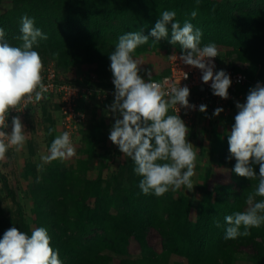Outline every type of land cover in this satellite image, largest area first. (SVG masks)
<instances>
[{
  "label": "rangeland",
  "instance_id": "374dc122",
  "mask_svg": "<svg viewBox=\"0 0 264 264\" xmlns=\"http://www.w3.org/2000/svg\"><path fill=\"white\" fill-rule=\"evenodd\" d=\"M35 1V6L29 7L28 3L23 1L18 5L14 0H0V23L6 22L1 27L6 32L7 41L12 46H20L22 42L16 37L21 35L19 30L21 17L28 15L34 18L35 26L48 37L47 40H40L38 46H34V50L39 52L43 63L53 62L55 66L57 64L60 73L64 72L63 75L71 76L73 79L82 73L96 74V71L101 70V66L96 63L97 57L93 51L81 52L80 46L76 49V55L80 59L74 66L67 65L60 55H54L56 54L54 52L65 54L68 62H75L73 58L75 54L71 52V38H68L69 35L64 31L63 17L66 11H71L72 7H79L78 11H73L79 17V36H83L79 42H85L88 38L95 44L97 41L103 44H117L118 38L127 32L142 30V34L146 36L150 33L148 28L141 25L142 17L132 21L133 27L126 24L124 28L126 19H123V16L117 17V13L123 11V8L128 11L131 8L139 10L147 5L151 9L157 6L152 10L159 14L151 22V25L155 26L163 11H176L180 7L175 0ZM206 1L210 6L221 10L222 16L226 19H219L213 14L207 15L206 10L195 5L197 18L193 19L190 15L191 19L186 20L185 18L189 17L186 13L183 15L184 18L178 17L177 21L179 23L188 21L194 25V28L202 31L201 47L214 43L219 51L242 63V68L251 75V79L264 77V0ZM170 39L171 30L167 39L154 43V38L149 37L148 43L135 50L133 58L141 63L139 66L141 78L147 79L148 72H151V75L161 73L166 69L167 56L175 52L174 50H182L179 44L169 43ZM72 47L75 48L74 45ZM96 107L89 117L91 119L94 116L97 125L87 128L86 123L89 119L87 117L74 143L76 155L68 159H56L51 162L43 160V157L49 154V147L59 133L57 122L54 127L48 124V130L51 129L52 133L49 135L47 131L48 135L45 137L42 136L43 134L40 135L41 131H34L29 125L22 123L25 134H29L23 149L17 152L9 150L6 153L7 159L0 161V238L11 227L24 231L26 226L27 234L28 229L32 232L35 228L44 227L47 230L52 229L51 233L55 235V239L63 243L62 245H67L68 249L76 243L86 248L100 241L107 243L102 251L97 249L99 259L96 264H105L106 257L111 258L109 264H121V261H125V264L152 262L163 264L168 252L167 264H188L185 257L173 253L175 248H168L169 251L164 252L162 245L164 240L173 234H177L180 240L198 239V236L210 232L207 225L212 223L216 225L220 223L222 229L219 231H225L227 227L225 216L245 210L246 197L258 184L257 180L239 177L233 171L236 161L229 153L228 134L231 132L234 118L215 122L208 115H201L193 126L187 127L188 142L198 149L195 175L191 178L193 189L182 186L181 189L175 192L169 191L161 197L149 194L150 201L154 202L149 206V211H155L151 216L158 217V220L164 221L167 225L162 229L149 228L147 236L138 242L132 238L128 239L127 246L121 251L118 249L115 253L110 249L112 231H103L101 227L90 228L85 232L70 230L69 224L74 225L82 219L83 211L76 215L78 217L72 216L70 213L74 214L73 209L68 207L69 202H65L67 197L74 201L71 193L82 192L83 180L94 181L101 178L102 186L105 184L107 187L110 185V178H113L112 176L118 171L124 174V182L127 171L135 175L134 178L132 177L134 181L140 182L141 179L134 172V162L124 156L108 138L115 123L114 117L108 110L109 106ZM53 108L52 104L51 113L55 111ZM253 169L258 175L259 166L253 165ZM45 181L53 184L49 187V191V188L41 186L46 183ZM40 188L45 190V196L39 197ZM259 199L262 198L257 197V200ZM74 202L81 200L76 198ZM118 202L115 206L116 211H110L112 216L110 220H115L117 214L121 217L128 211L126 201ZM233 204V208H230ZM86 205L96 214L102 213L94 209V204L90 200ZM198 206L207 207L203 215L199 213ZM147 216L149 222V215ZM178 220L182 223L175 225ZM82 223H87V218H83ZM106 227L112 228L109 224ZM250 232L249 236L234 240L225 239V233L220 232L218 238H213L210 247L213 252L227 250L229 255L219 257L216 254L211 264H254V259L261 262L259 250L262 248V252L264 249V225L253 228ZM53 249L58 251L62 264L75 263L70 261L69 254H63L57 246ZM163 252L164 259L158 261ZM123 254L126 256L120 258ZM81 257V259H90L89 254ZM199 260L198 256L197 263L201 264Z\"/></svg>",
  "mask_w": 264,
  "mask_h": 264
},
{
  "label": "clouds",
  "instance_id": "9594fccd",
  "mask_svg": "<svg viewBox=\"0 0 264 264\" xmlns=\"http://www.w3.org/2000/svg\"><path fill=\"white\" fill-rule=\"evenodd\" d=\"M176 15L174 10L163 11L147 36L142 30L121 35L109 55L115 92L114 102L108 110L114 114L115 123L108 138L134 162V172L141 177V192L156 197L175 192L182 186L190 190L194 187L191 178L195 175L198 149L188 142L189 129L178 113L179 108L195 109L196 106L189 104L187 86L153 81L151 72L146 73L147 81L141 78V63L133 58V53L148 43L149 37L154 38V43L167 39V26L171 23L169 43L179 44L182 49V54L172 59L199 69L202 82L208 84L211 81L212 94L221 99L228 98L232 83L224 70L214 73L213 59L219 55L217 46L209 43L201 47L202 31L188 21L181 26ZM196 16L197 11L193 10L191 17ZM19 30L21 35L16 39L22 43L12 46L5 39V30L0 27V161L7 159L9 147H15L17 151L23 149L29 135L25 134L19 116L12 118L11 133L5 131L9 113L16 111L22 102L46 99L47 87L42 74L45 63L34 46L48 37L28 15L21 17ZM187 78L184 73L183 79ZM165 84H168L167 88ZM235 107L237 114L228 134L229 153L236 161L233 171L239 177L257 180L258 184L247 195L245 210L225 216V239L228 240L247 237L251 229L264 225V86L258 82L249 89L246 102H237ZM170 109L176 114H169ZM199 111L206 112V105H200ZM222 111L217 108L213 115L218 116ZM51 133L50 129L49 135ZM75 155L70 133L65 131L53 139L49 154L43 160L51 162ZM253 165L259 166L258 175ZM257 197L262 199L257 200ZM0 264H62V261L58 251L51 247L46 228H35L29 235L11 227L0 238Z\"/></svg>",
  "mask_w": 264,
  "mask_h": 264
},
{
  "label": "trees",
  "instance_id": "16d2710c",
  "mask_svg": "<svg viewBox=\"0 0 264 264\" xmlns=\"http://www.w3.org/2000/svg\"><path fill=\"white\" fill-rule=\"evenodd\" d=\"M23 2H27L28 6H35V0H14V2L18 5L19 3L21 4ZM178 4H180V7L177 8V15H176V20H178V17H183L184 14H188L189 17L185 18L186 20H188L189 18L191 19L190 15L191 12L194 10V6L198 5L200 6L203 10H206V14L207 15H215L217 18H222V19H226L225 16H222V11L218 10V8L210 6V3H208L206 0H175ZM74 4V2H73ZM182 6L184 7L182 9ZM72 7V6H71ZM70 7V9H71ZM157 6L153 7L151 9L150 6H145L142 9L139 10H134V9H130L128 11H126L123 8V11H119L117 13V17H121L123 16V19L125 23H124V28H126V24L130 27H133V20L137 21V17H142L143 21L141 22V25L145 28H148V30L151 31V29L154 27V25H151V22L153 20L154 17H156L158 14V12H154L152 11L154 8H156ZM79 7H72L71 11L67 12L66 11V15L63 17L64 20V25H65V32L69 35L67 36L68 38H71V44L75 46V48L73 49L72 45V51L75 55H73V58H75V62L73 61V63L68 62L67 58L64 55H61L58 52H54V53H58V55L61 56V59H64L65 62L67 63V65L69 66H74L77 64V62L79 61V57L76 55V49L80 46L82 49L80 50L84 53L88 52V51H93V53L95 54V56L97 57L95 59L96 63L99 64L101 66V70L96 71V74L98 75L99 78L104 79L109 77L110 75H112L111 71H110V60H109V55L114 51L116 44H103V43H99V41H97V43H92L90 41V39L86 38L85 42H79V40L82 39V35L79 36V32H78V27H79V17L77 16V13H73V11H78ZM38 10V9H36ZM151 10V11H150ZM183 10V11H182ZM129 14V16H128ZM184 18V17H183ZM197 18V17H195ZM182 21H185L184 19H181ZM205 21V20H202ZM3 24H6V22H1L0 23V27L3 26ZM181 26H183L184 22L180 23ZM169 29V32L171 30V23L167 26ZM10 37V36H9ZM11 38V37H10ZM5 39H7V36H5ZM95 39V38H93ZM263 40H264V36H263ZM76 41V42H75ZM8 42V41H7ZM83 43V44H82ZM81 44V45H79ZM263 45V44H262ZM261 45V46H262ZM175 52H181L178 50H174ZM55 55V54H54ZM218 57L220 59L223 60V63L226 62L227 65H229L233 70L235 71H239V72H243L246 75H248V77L251 79V75H249L248 72H246L242 66V63H238L236 61H234V59H231V57L229 55H227V53H222L221 51H219V55ZM167 59V58H166ZM56 70H57V75H58V79L60 81L66 82V81H75V79H73V77H68L67 75H63V73H60V70L58 69V65L56 64ZM167 73V70H163L161 73L157 74V75H152V78L154 77H159L160 75H163ZM254 79H259V80H263L264 81V77H259V78H254ZM148 80V77H147ZM52 104L54 106V110L57 109V105L55 103H53L51 101L50 98H47L46 101L43 104V117H44V124L46 126V130L49 131V126L48 124H51L52 126L55 125L53 119H52V114H51V110H52ZM107 106H110L108 103L104 104ZM96 106H98V104H92L89 109H88V117L89 114L94 113L95 109L97 108ZM99 106H103V105H99ZM169 114H172V112L169 110ZM201 115H208L211 119L212 116L207 112V113H199L197 119H199V117ZM233 117H227V119L229 118H234ZM222 120V119H221ZM197 121V120H196ZM195 121V122H196ZM213 121L216 122V120L213 119ZM195 124V123H194ZM193 124V125H194ZM97 125L95 122V117L92 116L91 119L89 117V119L87 120L86 126L87 128L89 127H93ZM192 125V126H193ZM54 127V126H53ZM9 151V150H8ZM131 172V171H130ZM127 176H126V181L124 182V174L122 172H117L115 173L112 177L110 178V185H108L106 187V185L104 184L102 186L101 181L103 182V180L100 179H96L94 181H87V180H83V184H81L82 186V192L79 193H71L73 195L74 201L76 198H79L81 200V202H74L71 198L67 197L65 202H69V208L73 209L74 214L71 212L70 214L72 216H76L79 213H81V211H83V218H87V223H82V219H80L77 223H74V225H70L69 224V228L72 231H76V230H81L83 232L89 230L90 228H94V227H101V229L103 231H112L111 233V237H110V249L113 250V252H117L118 249L121 251L122 248H125L128 244V239H134L136 242H138V240H140L141 238L143 239L144 237L147 236L149 228H163L165 225H167L166 223H164V221H160L158 220V217H154L151 216L154 214L155 211L150 212L149 211V206L151 204H153L154 202L150 201V196L148 195H144L140 188H139V182L138 181H134L132 179V177L134 178L135 175H131V173H129L127 171ZM46 183L41 185L42 187H52L53 184L50 181H45ZM50 190V188L48 189V191ZM39 197L41 196H45V190L44 189H39L38 192ZM113 195V197H112ZM64 197V195H63ZM117 198V200L115 199ZM113 199H115V201H113ZM89 200L91 201V203L94 204V209L95 210H99L102 211V213H98L97 214L92 211V209H90L86 204L87 202H89ZM124 200L127 203L128 206V211L123 215V216H119L117 214V217L115 220H110V216H111V210L116 211V203L118 201ZM156 201V200H155ZM119 205V202H118ZM229 206V204H228ZM233 205H230V208H233ZM108 208V209H107ZM207 207L204 206H198L199 209V213L200 214H204L206 211ZM228 208V207H227ZM150 212V213H149ZM225 212V211H224ZM224 212H221L222 214ZM222 214H219L222 215ZM147 215H149V222H147L146 217H148ZM94 216V217H92ZM95 216H96V221H95ZM78 217V216H76ZM112 217V216H111ZM217 217V216H216ZM181 221H177L175 225H179L181 224ZM109 224L112 226L111 229H108L106 227V225ZM220 225V223H219ZM19 226V225H18ZM25 230L27 229L26 226ZM212 228V231H211ZM207 229L210 232H205L203 235L198 236V239L194 238V239H190V241L187 240H183V239H179L177 234H173L171 237H169L168 239L164 240L163 245V251H169L168 248H175V250L173 251V253H175V255H179L182 257H185L187 259L188 264H198V256L200 257L199 262L201 264H211L214 256L219 257H224L225 255H229L227 250H221V251H217V252H213L214 250L212 249V247H210L213 238H218L220 232L225 233V231H219L222 229L221 225L219 227H217V225L215 223L212 224H208L207 225ZM22 231V232H25ZM48 234L51 238V247H58V249L63 253V254H69L70 256V261L71 262H75L74 264H96L98 263V250L100 249V251L103 250L104 246L107 245V243L105 242H101L98 244H93L92 246H90L89 248L86 247H82L79 243H76L73 247H71L70 249H68L69 247H67V245H62L57 239H55V235H53L51 233L52 229L47 230ZM263 231V230H262ZM28 234L30 235L31 232L28 229ZM252 240V239H251ZM61 245V246H60ZM102 246V248H101ZM77 247H79V249H77ZM260 248V246H258ZM260 248V255H261V262H257L255 259L254 264H264V249L261 252ZM204 250V251H203ZM219 250V249H218ZM164 252L162 254V257H160L158 259H164ZM172 252V250H171ZM215 253V254H214ZM88 255L90 259H81L82 255ZM169 252L166 255L165 258V262L163 264H167V259H168V255ZM126 256V254H123L120 256V258H124ZM228 257V256H227ZM61 259V258H60ZM75 260V261H74ZM111 260L110 257H106V262L105 264H109V261ZM157 261V262H158ZM152 262V261H151ZM121 264H125V261H121ZM151 264H155V262H152Z\"/></svg>",
  "mask_w": 264,
  "mask_h": 264
},
{
  "label": "built area",
  "instance_id": "2783aa9c",
  "mask_svg": "<svg viewBox=\"0 0 264 264\" xmlns=\"http://www.w3.org/2000/svg\"><path fill=\"white\" fill-rule=\"evenodd\" d=\"M182 52H172L167 56L166 70L167 73L159 77H153V81L164 83L175 82L181 87L187 86L190 90L188 101L190 105H195V109L179 108L178 115L184 121L186 127H191L197 120L200 105H206V112L209 113L216 121L233 117L237 114L235 107L236 103L241 104L246 102V97L250 88L255 87L259 82L264 86V81L259 79H250L248 75L243 72L233 70L229 65L223 63L219 57L213 59L215 64V71L224 70L230 77L232 83L228 89V98L221 99L214 96L210 87L211 81L208 84L202 82V73L199 69L182 64L179 59H172L173 56L179 57ZM184 73L187 74V79H183ZM44 84L47 91L44 96L53 100L57 105L54 111L57 125L59 126V135L62 132H69L72 143L74 145L78 133L83 128L87 117L88 109L92 104L104 105L108 103L111 105L114 102L115 88L112 83L113 76L101 79L93 72L82 73L77 76L75 81H60L58 79L57 70L53 62L44 64ZM147 81V79H144ZM168 84H165V88ZM46 99L39 102L21 103L16 111H11L8 116V128L5 131L10 134L11 121L15 116L23 117L28 110L34 109L37 117H42L43 104ZM222 108L223 111L214 116V110ZM172 114H176L174 109H170ZM81 114H83L81 116ZM111 116L114 114L110 112ZM24 125H28L27 121H21ZM26 127V126H25ZM42 133V132H41ZM44 134V133H42ZM15 147H9L14 149Z\"/></svg>",
  "mask_w": 264,
  "mask_h": 264
},
{
  "label": "crops",
  "instance_id": "0c3cea01",
  "mask_svg": "<svg viewBox=\"0 0 264 264\" xmlns=\"http://www.w3.org/2000/svg\"><path fill=\"white\" fill-rule=\"evenodd\" d=\"M51 101L53 102V100H51ZM55 111H56V109H55ZM36 114H37V112L34 109H30V110H28V112H27V114L25 116L20 117V120L21 121H27L28 122V125H29V127H31V129H33L34 131H38V132L41 131L44 134L42 135V133L39 132L40 135H42L43 137H45L46 135H48V133H47V130L45 128L43 114H42V117L41 118L40 117H37ZM51 114H52V119H53V121L55 123L56 122V119H55L54 112L52 111ZM39 129H41V130H39ZM11 130L12 129L10 128V131ZM58 135H59V133H58ZM26 139H27V137H26ZM76 139H77V137H76ZM76 139H75V141H76ZM9 150L10 151L11 150H14V151L17 152V150L15 148L14 149H9Z\"/></svg>",
  "mask_w": 264,
  "mask_h": 264
}]
</instances>
